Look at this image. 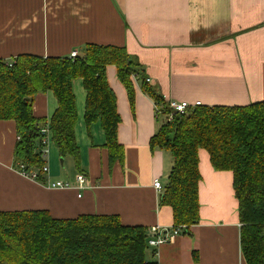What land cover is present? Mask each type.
I'll use <instances>...</instances> for the list:
<instances>
[{
    "label": "crops",
    "instance_id": "obj_1",
    "mask_svg": "<svg viewBox=\"0 0 264 264\" xmlns=\"http://www.w3.org/2000/svg\"><path fill=\"white\" fill-rule=\"evenodd\" d=\"M87 45L125 48L157 96L209 107L264 101V0H0V61L80 55ZM107 76L122 120L123 163L110 164L101 124L88 128L86 91L77 79L73 91L81 171L51 142L43 181L22 175L14 167L15 124L0 121V212L47 211L57 220L117 216L126 226L173 228L172 210L160 205L163 191L154 188L155 181L166 187L173 166L169 152L150 147L163 126L154 101L143 93L141 80H133L131 106L114 66ZM57 108L52 92L34 99L35 117L47 123ZM199 168V224L161 245L154 257L151 248L149 259L158 264H246L233 174L216 171L204 150ZM79 174L87 179L82 189L77 188ZM57 181L74 188L47 187Z\"/></svg>",
    "mask_w": 264,
    "mask_h": 264
},
{
    "label": "trees",
    "instance_id": "obj_2",
    "mask_svg": "<svg viewBox=\"0 0 264 264\" xmlns=\"http://www.w3.org/2000/svg\"><path fill=\"white\" fill-rule=\"evenodd\" d=\"M112 66L131 106L135 76L144 94L164 104L122 47L87 45L75 59L21 55L11 66L0 61V121L15 124V168L23 166L26 172H37L39 181L44 179L40 130L47 121L35 117L33 103L38 94L52 92L58 103L50 120L52 142L60 156L72 158L81 171L73 91L77 79L86 91L88 128L99 122L110 164L123 163L125 150L118 139L122 120L107 76ZM150 147L167 151L173 158L160 205L172 210L173 228L183 229L184 235L200 222V152L209 154L216 171L233 174L244 260L264 264V101L242 107H196L187 116L164 123ZM151 237L146 227L123 225L117 216L57 220L47 211L0 212V264H158L149 259Z\"/></svg>",
    "mask_w": 264,
    "mask_h": 264
},
{
    "label": "built area",
    "instance_id": "obj_3",
    "mask_svg": "<svg viewBox=\"0 0 264 264\" xmlns=\"http://www.w3.org/2000/svg\"><path fill=\"white\" fill-rule=\"evenodd\" d=\"M78 56H79L78 52H73L71 53L69 58L75 59ZM11 65L12 63H9V66ZM134 80L139 81L140 79L138 76H135ZM146 83L151 84L152 81L149 79H146ZM162 99H163L164 104L156 103L155 101H154V104H155V112H156L157 118H163L165 123L171 122L176 116H187L191 110L195 109L196 107L202 106V104L199 102L192 104V103L183 102V101L171 100V99H168L167 97H162ZM40 132L42 136L40 153H41L42 158L46 159L48 155V147L52 142L50 122L47 123L44 127H42ZM18 171L22 175L30 179L38 180L37 172H26L23 166H20ZM42 172L43 174L49 173V168L47 167V165L43 167ZM76 180L78 183V187H77L78 189H82L83 186L87 183L86 177H84V175H81V174L77 176ZM47 187L53 188V189L74 188L70 182H61V181L48 183ZM154 188L158 192H162L164 190V187L162 186L160 181H155ZM80 196L81 195H79V197ZM182 230L183 229H175V228L161 229L159 227H154L153 229L150 230L152 237L148 241V244L151 248L158 249L161 245L171 241L172 238L182 234Z\"/></svg>",
    "mask_w": 264,
    "mask_h": 264
},
{
    "label": "rangeland",
    "instance_id": "obj_4",
    "mask_svg": "<svg viewBox=\"0 0 264 264\" xmlns=\"http://www.w3.org/2000/svg\"><path fill=\"white\" fill-rule=\"evenodd\" d=\"M159 123H160L161 125H163V124H164V119L161 118V119L159 120Z\"/></svg>",
    "mask_w": 264,
    "mask_h": 264
}]
</instances>
